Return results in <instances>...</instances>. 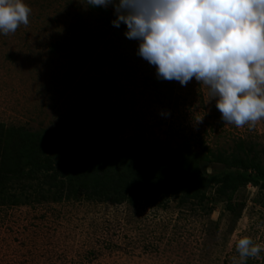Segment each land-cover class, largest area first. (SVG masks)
<instances>
[{"label": "rangeland", "instance_id": "1", "mask_svg": "<svg viewBox=\"0 0 264 264\" xmlns=\"http://www.w3.org/2000/svg\"><path fill=\"white\" fill-rule=\"evenodd\" d=\"M24 3L29 24L0 34V182L20 196L17 203L0 197V264H243L242 236L264 249L260 184L179 186L151 178L160 165L148 164L160 150L189 147L206 178L255 173L250 160L264 170V119L224 123L208 86L158 79L126 25L107 22L111 5ZM80 144L107 153L108 164L79 178L71 171ZM227 156L236 164L217 160ZM241 161L244 168L234 166ZM122 175L124 189L115 187ZM247 264H264V251Z\"/></svg>", "mask_w": 264, "mask_h": 264}, {"label": "clouds", "instance_id": "2", "mask_svg": "<svg viewBox=\"0 0 264 264\" xmlns=\"http://www.w3.org/2000/svg\"><path fill=\"white\" fill-rule=\"evenodd\" d=\"M114 8L115 27L138 41L137 55L160 80L208 86L224 123L243 127L264 119V0H86ZM24 0H0V34L29 24ZM170 115V113H161ZM243 264L264 249L242 236Z\"/></svg>", "mask_w": 264, "mask_h": 264}, {"label": "trees", "instance_id": "3", "mask_svg": "<svg viewBox=\"0 0 264 264\" xmlns=\"http://www.w3.org/2000/svg\"><path fill=\"white\" fill-rule=\"evenodd\" d=\"M100 10H103V9L100 8ZM113 14H114L113 17L109 18L107 22L112 23V21L114 19H116L115 13H113ZM10 129L6 130V132H7L5 134L6 136H10L12 134V132H10ZM28 136H30V134ZM61 141L63 142V138H61ZM64 144L65 143H62L61 147H60V148H62L61 151H59L61 154L65 153V152H63V150H64L63 147L65 146ZM27 147H29V144H26L25 147H23L22 154L20 152L19 155H24V156L27 155V152H26L28 149ZM88 148L89 147L87 145L80 144L72 152V155L74 157V164L76 165V169L74 171H71V172H74L77 176H80L79 178L83 177V175H85L84 173L86 171L96 170V168L99 166V165L97 166V164H99V162L103 163V165L108 164L106 162V159H105V155H107V153L104 154L101 151L97 152L94 149L92 151L88 152ZM165 150H167V149L160 150L158 153V156L155 157L154 161L151 160V162L150 161L148 162V164L150 166H152L154 164H155V166L160 165L159 166L160 170H154L150 173L149 176H151V178H158V179H163V180L172 179L174 182H177L179 184V186L181 185L182 182H185L187 180L189 181V179H194L195 181H199V182H201L202 185H207L211 182L212 183H224V182H227L229 180H233V181L238 180V182L242 181L244 183L253 182L254 184H260L264 188V170H263V168H261L260 164L257 163L256 161L250 160V162H248V164L254 168L255 173H250L247 171H243V172L226 171L223 174H214V175L208 176L206 178V177H203L199 173V171L197 170L198 159L200 158V156L197 153H194L192 150H190L189 147L186 148L185 152H178V153H174L173 151L170 153H168V152L165 153ZM232 156L235 157V159L237 157V155H232ZM2 157L4 159L2 164H4L5 166H7V161H12L10 159V155L7 154V152L5 154H3ZM2 157H1V159H2ZM26 157L27 158H25V160L24 159H21V160H24L22 162L24 163V165L27 164V167H28L32 164L26 163V162H29L28 156H26ZM166 157H169V159L171 157L170 161L165 162L167 160V159L164 160ZM138 158H141V157H138L136 154L133 155L132 162L136 163L138 161ZM245 158H247V157H245ZM217 160L224 161L226 163L236 164V162L232 161V159H230L229 156L217 157ZM128 163H131V161H129ZM237 164L238 165H234V166H236V167L239 166V167H243V168L245 167L243 161L237 162ZM92 165H94V166H92ZM37 168H38V171H42L43 169L49 171L52 167H49L46 165H39ZM129 169L130 168H127V171ZM33 170H35V169H33ZM76 170H78V172H76ZM28 172H27V178H28ZM68 176H69L68 178H70V179H74V178L77 179L78 178V177H75L74 175L73 176L68 175ZM119 177H120L119 181H122V183L115 186V187L124 189V187H123V186H125V185H123V182L125 180L124 175H122V177L121 176H119ZM54 180L55 179H53L52 181H54ZM2 184H3V182H0V197H2L3 199L11 200V201H12V199H14L13 201L15 203H17L18 201L16 199H19L20 196L18 194H15V193L10 194L9 190L11 187L4 188L5 185L4 184L2 185ZM49 185H53V184L50 183ZM197 187H199V185H197ZM224 187H223V189H221V193H223ZM235 189H236V184L233 186V191L231 190L230 195H228V199H230L232 197V194L235 191ZM228 208H231V207L229 206Z\"/></svg>", "mask_w": 264, "mask_h": 264}]
</instances>
